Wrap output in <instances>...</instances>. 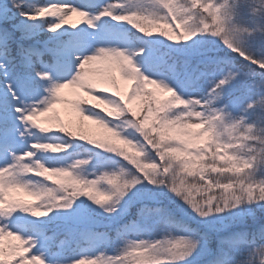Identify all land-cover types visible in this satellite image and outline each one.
Instances as JSON below:
<instances>
[{
    "label": "snow or ice",
    "instance_id": "obj_1",
    "mask_svg": "<svg viewBox=\"0 0 264 264\" xmlns=\"http://www.w3.org/2000/svg\"><path fill=\"white\" fill-rule=\"evenodd\" d=\"M0 264H264V0H0Z\"/></svg>",
    "mask_w": 264,
    "mask_h": 264
},
{
    "label": "rangeland",
    "instance_id": "obj_2",
    "mask_svg": "<svg viewBox=\"0 0 264 264\" xmlns=\"http://www.w3.org/2000/svg\"><path fill=\"white\" fill-rule=\"evenodd\" d=\"M77 2H78V0H77ZM78 19H79V17H77V16H74V17H73V21H76V20H78ZM58 107H60V108H61V111L63 112V110H64V106L61 105V106H58Z\"/></svg>",
    "mask_w": 264,
    "mask_h": 264
}]
</instances>
